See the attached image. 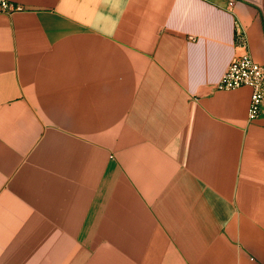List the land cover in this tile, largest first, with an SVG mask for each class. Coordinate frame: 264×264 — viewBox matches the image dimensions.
Returning <instances> with one entry per match:
<instances>
[{"label": "crops", "instance_id": "0c3cea01", "mask_svg": "<svg viewBox=\"0 0 264 264\" xmlns=\"http://www.w3.org/2000/svg\"><path fill=\"white\" fill-rule=\"evenodd\" d=\"M10 1L0 264H264V0Z\"/></svg>", "mask_w": 264, "mask_h": 264}, {"label": "built area", "instance_id": "2783aa9c", "mask_svg": "<svg viewBox=\"0 0 264 264\" xmlns=\"http://www.w3.org/2000/svg\"><path fill=\"white\" fill-rule=\"evenodd\" d=\"M232 5V0H228ZM10 0H0V14L11 15L21 10ZM240 42L247 44L246 33L238 31ZM250 87L252 90L251 102L248 110V120H256L262 113L264 106V66L257 63L250 53L235 57L229 64L216 88L223 91L236 90L241 87Z\"/></svg>", "mask_w": 264, "mask_h": 264}]
</instances>
